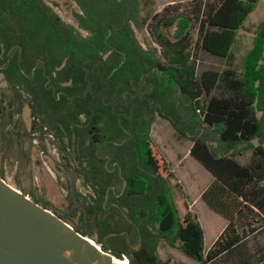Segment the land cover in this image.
<instances>
[{"label": "trees", "instance_id": "obj_1", "mask_svg": "<svg viewBox=\"0 0 264 264\" xmlns=\"http://www.w3.org/2000/svg\"><path fill=\"white\" fill-rule=\"evenodd\" d=\"M259 1L202 0L189 12L170 5L143 17V0H75L76 26L44 0H0V138L19 156L32 129L46 127L62 167L91 189L70 188L69 213H53L131 264H184L163 259L162 242L218 264L263 230L234 225L243 208L264 216V114L233 66L237 31ZM145 27L156 46L139 41ZM200 51L227 67L199 75ZM25 107L30 127L17 117ZM156 113L193 141L190 155L214 176L201 197L226 225L209 250L197 213L181 217L172 201L175 175L161 170L150 137ZM256 139L252 161L241 163V146ZM247 252L233 264H264V242Z\"/></svg>", "mask_w": 264, "mask_h": 264}, {"label": "rangeland", "instance_id": "obj_2", "mask_svg": "<svg viewBox=\"0 0 264 264\" xmlns=\"http://www.w3.org/2000/svg\"><path fill=\"white\" fill-rule=\"evenodd\" d=\"M65 21L77 26L74 13L79 10L75 0H44ZM202 0H143V17H149L162 11L165 7L173 5L180 11L189 12L195 9ZM177 26L173 27L170 34L175 33ZM139 41L145 46H156L145 27L136 30ZM193 37L197 39V31L193 29ZM233 66L247 79L256 91V106L258 114H264V0H260L254 12L251 13L243 28L237 31L236 41L233 46ZM227 67V60L199 52V75L207 69L223 70ZM2 76L0 75V81ZM17 117L23 119L28 127L31 126L32 115L25 107ZM40 126V125H39ZM38 127V126H37ZM32 129L30 141L23 145L25 154L15 156L14 149L0 138V169L5 180L14 187L22 188L40 201L47 203L51 211L61 214L69 213L70 188L77 189L81 194L87 195L91 189L85 186L77 174L70 168H63L62 152L59 149L57 137L49 133L46 127ZM150 137L153 151L160 161L161 170L166 175L172 172L171 178L172 201L182 217L188 211L197 213L205 231V246L218 235L225 226L222 216L213 212L202 200V193L211 184L213 177L197 159L190 155L193 141L180 135L171 122L159 114L153 116L150 125ZM30 143L33 145L29 149ZM259 145L254 140V145L242 148V154L237 156L243 164H249L253 159V151ZM31 150V151H30ZM28 151L30 153L28 157ZM235 227L239 233L247 234L248 229L264 226V216L243 208L235 218ZM264 242V228L255 237L244 245H240L220 259L218 264H233L239 262L238 254L243 251L253 254L257 244ZM159 253L163 259L170 258L173 262L184 264H200L187 257L177 247L162 242ZM245 259V258H243ZM241 259V261L243 260Z\"/></svg>", "mask_w": 264, "mask_h": 264}, {"label": "water", "instance_id": "obj_3", "mask_svg": "<svg viewBox=\"0 0 264 264\" xmlns=\"http://www.w3.org/2000/svg\"><path fill=\"white\" fill-rule=\"evenodd\" d=\"M115 259L0 176V264H117Z\"/></svg>", "mask_w": 264, "mask_h": 264}, {"label": "crops", "instance_id": "obj_4", "mask_svg": "<svg viewBox=\"0 0 264 264\" xmlns=\"http://www.w3.org/2000/svg\"><path fill=\"white\" fill-rule=\"evenodd\" d=\"M212 177H213V179H214V176L212 175ZM198 218H199V216H198ZM224 219V218H223ZM200 221V220H199ZM224 221L226 222V220L224 219ZM225 225H226V223H225ZM225 227V226H224ZM224 229V228H223ZM222 229V230H223ZM222 230L221 231H219V233H218V235L215 237V239L210 243V245L208 246V247H206L205 246V249L206 250H209L210 248H211V246L213 245V243H214V241L216 240V238L219 236V234L222 232Z\"/></svg>", "mask_w": 264, "mask_h": 264}, {"label": "bare ground", "instance_id": "obj_5", "mask_svg": "<svg viewBox=\"0 0 264 264\" xmlns=\"http://www.w3.org/2000/svg\"><path fill=\"white\" fill-rule=\"evenodd\" d=\"M115 262L117 264H130L127 259H125V260L115 259Z\"/></svg>", "mask_w": 264, "mask_h": 264}]
</instances>
